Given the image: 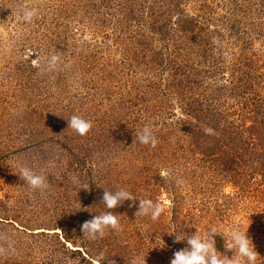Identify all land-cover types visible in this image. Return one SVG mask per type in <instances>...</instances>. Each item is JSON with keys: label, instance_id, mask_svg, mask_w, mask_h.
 Listing matches in <instances>:
<instances>
[{"label": "rangeland", "instance_id": "obj_1", "mask_svg": "<svg viewBox=\"0 0 264 264\" xmlns=\"http://www.w3.org/2000/svg\"><path fill=\"white\" fill-rule=\"evenodd\" d=\"M73 115L92 122L85 136ZM146 124L154 148L134 140ZM119 189L165 212L125 201L109 210L119 230L82 237ZM232 226L264 264V0H0V264H170L187 247L173 231Z\"/></svg>", "mask_w": 264, "mask_h": 264}, {"label": "clouds", "instance_id": "obj_2", "mask_svg": "<svg viewBox=\"0 0 264 264\" xmlns=\"http://www.w3.org/2000/svg\"><path fill=\"white\" fill-rule=\"evenodd\" d=\"M20 19L24 22H32L37 15L35 9L23 8L21 9ZM60 57L52 55L48 61V67L55 69L57 67ZM68 128H71L79 136H85L92 129L93 125L90 120H86L80 116L73 115L67 118ZM206 134H212L211 128L205 129ZM134 140H138L143 145H150L156 147L157 138L149 125H144L139 131L134 134ZM32 191L44 192L49 189V181L45 176L37 174L31 167L26 165H18V171L15 173ZM160 177L163 180L171 178V171L162 169ZM74 185L80 183L75 176L71 178ZM182 182V181H178ZM87 189V186H81ZM80 188V189H81ZM139 201L138 209L135 212V217H150L152 221H157L165 212V205L160 201H153L147 198H137L131 192L125 189H119L115 192L105 190L101 203L108 209V211L95 215L92 219L83 222L81 225L82 237L88 240L102 239L108 230H119L120 223L117 215L111 209H115L125 201ZM175 234V241H185L187 247L177 250L173 253L170 259V264H256L259 254L255 251L252 241L247 236V231L242 232L236 226L229 227L227 234L225 232L209 228L207 236L197 235L196 233L188 236L184 234L181 236L173 231ZM220 234L225 239L226 251H232L234 254L229 258L226 254L219 252L216 249V241L214 236ZM2 238V237H0ZM6 251L5 248L0 247V254ZM108 264H115L114 260H106ZM137 264H145L144 260H139Z\"/></svg>", "mask_w": 264, "mask_h": 264}, {"label": "trees", "instance_id": "obj_3", "mask_svg": "<svg viewBox=\"0 0 264 264\" xmlns=\"http://www.w3.org/2000/svg\"><path fill=\"white\" fill-rule=\"evenodd\" d=\"M182 119H183V122H185L186 121V118L185 117H182ZM188 119V118H187ZM189 123V122H188ZM23 230H25V231H27L26 230V228H24ZM40 230V229H39ZM36 231V230H35ZM38 232H43V231H36L35 233H32V234H36V233H38ZM79 248V247H78ZM74 249V250H77V251H79V249Z\"/></svg>", "mask_w": 264, "mask_h": 264}]
</instances>
